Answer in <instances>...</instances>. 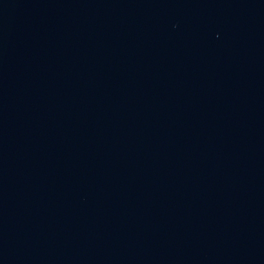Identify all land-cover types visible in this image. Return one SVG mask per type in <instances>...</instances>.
Segmentation results:
<instances>
[{"label": "water", "instance_id": "95a60500", "mask_svg": "<svg viewBox=\"0 0 264 264\" xmlns=\"http://www.w3.org/2000/svg\"><path fill=\"white\" fill-rule=\"evenodd\" d=\"M0 264H264V0H0Z\"/></svg>", "mask_w": 264, "mask_h": 264}]
</instances>
